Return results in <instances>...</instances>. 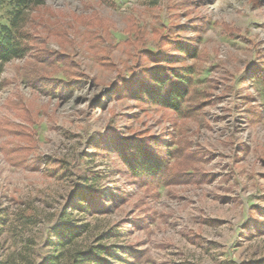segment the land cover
I'll return each instance as SVG.
<instances>
[{
    "label": "rangeland",
    "instance_id": "374dc122",
    "mask_svg": "<svg viewBox=\"0 0 264 264\" xmlns=\"http://www.w3.org/2000/svg\"><path fill=\"white\" fill-rule=\"evenodd\" d=\"M39 1L0 63V264H264V0ZM159 37L196 51L181 113L114 92ZM137 135L176 150L172 183L118 172L112 141Z\"/></svg>",
    "mask_w": 264,
    "mask_h": 264
},
{
    "label": "trees",
    "instance_id": "16d2710c",
    "mask_svg": "<svg viewBox=\"0 0 264 264\" xmlns=\"http://www.w3.org/2000/svg\"><path fill=\"white\" fill-rule=\"evenodd\" d=\"M1 2H8L11 8L8 23L0 27V63H6L12 59L22 58L26 54L27 48L17 40L16 35L20 34L25 9L38 6L40 1L0 0ZM194 3L196 2L193 0L186 1V4ZM196 22L199 23V21ZM159 41L161 50L157 54L153 55L150 52L143 54L152 62V65L144 67L138 61L130 80L116 85L114 92L118 97H127L137 103L181 113L189 96L191 71L177 64L182 59L181 55L194 57L196 51L195 48L184 45L180 41L175 42L164 37H159ZM169 49L179 55L170 53ZM111 144L110 152L122 164L118 172L121 175L130 176L138 186H146L149 183L159 186L167 185L176 178L168 164L169 157H173L176 150L169 151L165 142L159 137L129 136L116 138ZM83 173L82 171L81 174ZM79 194L87 207L101 213L107 212V209L97 202L96 196L82 192ZM121 196L120 193L110 194L107 199H111V204H115V200ZM77 236H79L77 229L65 226L61 232V242H64V245L71 243ZM98 249L109 252L104 247ZM121 252L125 253L126 250ZM78 257L79 259H74L71 264H104L93 253H79Z\"/></svg>",
    "mask_w": 264,
    "mask_h": 264
}]
</instances>
